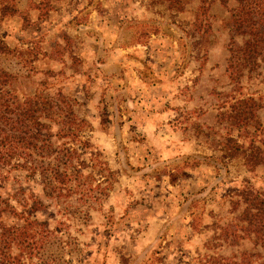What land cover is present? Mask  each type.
Here are the masks:
<instances>
[{
	"label": "rangeland",
	"instance_id": "rangeland-1",
	"mask_svg": "<svg viewBox=\"0 0 264 264\" xmlns=\"http://www.w3.org/2000/svg\"><path fill=\"white\" fill-rule=\"evenodd\" d=\"M237 5L0 0V73L12 75L5 86L45 97L56 111L51 140L78 147L84 161L76 192L56 197L43 195L38 173L1 169V196L43 223L33 260L264 264L235 203L244 185L264 189V169H247L226 142L228 134L248 139L228 124L237 98L253 95L264 127V43L249 52L257 66L240 68L233 55L247 34L235 29ZM69 109L84 124L65 120L89 147L59 132L56 113ZM37 198L47 205L30 209Z\"/></svg>",
	"mask_w": 264,
	"mask_h": 264
},
{
	"label": "trees",
	"instance_id": "trees-1",
	"mask_svg": "<svg viewBox=\"0 0 264 264\" xmlns=\"http://www.w3.org/2000/svg\"><path fill=\"white\" fill-rule=\"evenodd\" d=\"M7 7L8 5H5L3 9ZM233 14L235 29L239 33L247 34L243 45L233 56L239 60L240 68L247 67L248 71H251L254 65L257 66V61L249 57L250 49L260 42L264 43V0H238ZM10 76L12 75L5 72L0 73V174L1 169L6 166L25 170L28 174L38 173L41 176L44 196L71 195L76 192V184L72 186L71 181L78 180L82 175L81 167L84 163L78 147L67 145L64 140L60 145H55L51 140L50 120H53L52 113L56 111L51 109L45 97L40 98L36 92L22 96L12 87L5 86ZM230 105L233 112L227 114L228 124L231 127L246 128L248 139L237 143L235 138L228 134L227 145L235 151L229 154H238L247 169H264V127L257 116L259 103L253 95H246L235 99ZM56 114L61 118L59 132H62L63 136L71 135V140L78 141L81 148H86L88 141L81 140L65 118L72 117L78 128L84 124V120L79 119L71 109L61 110ZM100 168L108 170L105 164ZM96 186H101V182ZM237 196L240 199H235V203L242 201L244 205L241 219L245 222L247 233L254 235V242L264 248V189L244 185L238 190ZM45 205L47 204L37 198L30 209L42 208ZM4 214L13 215L21 222L8 223L3 218ZM39 224L43 225L24 210L17 209L0 194V264H54L40 255L33 260L34 254L37 253L35 248L40 245L33 246V243L38 242L35 240V226ZM14 249L18 251L12 252Z\"/></svg>",
	"mask_w": 264,
	"mask_h": 264
}]
</instances>
